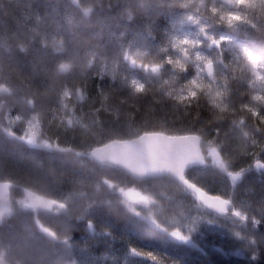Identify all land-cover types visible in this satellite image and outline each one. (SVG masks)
<instances>
[{"label":"snow or ice","instance_id":"1","mask_svg":"<svg viewBox=\"0 0 264 264\" xmlns=\"http://www.w3.org/2000/svg\"><path fill=\"white\" fill-rule=\"evenodd\" d=\"M116 6L125 22L143 18L146 35L124 42L121 32L112 49L83 41L93 17L113 8L111 0H66L62 13L31 12L5 32L0 134L25 146L37 168L43 153L49 160L117 165L138 177L170 176L204 213L192 216L187 233L162 229L171 239L188 243L199 220L226 222L233 240L256 260L264 250V188L238 195L250 175L264 177V0H116ZM193 164L201 166L198 177L226 179V189L190 175ZM62 177L55 195L23 186L16 203L32 215L21 231L0 235V264H78L68 225L71 204L86 195L78 190L84 180L76 175L66 187ZM14 184L0 178V226L15 215ZM134 191L121 189L129 211L139 215L132 205H147L151 197ZM91 207L75 221L94 234ZM128 251L160 260L151 250Z\"/></svg>","mask_w":264,"mask_h":264},{"label":"trees","instance_id":"2","mask_svg":"<svg viewBox=\"0 0 264 264\" xmlns=\"http://www.w3.org/2000/svg\"><path fill=\"white\" fill-rule=\"evenodd\" d=\"M85 2L90 3L91 0ZM108 2L101 0L105 5ZM111 2V10L105 8L97 18L93 17L92 26L81 37L83 41L107 45L112 49L121 32L125 33L124 42L133 39L137 33L146 35V21L143 18L125 22L116 15V0ZM65 3L66 0H0V38L5 32L16 30L18 24L31 12L42 15L56 10L62 13ZM155 31L158 33L159 29ZM49 135L55 139L54 131H50ZM41 158L43 168H37L35 161L29 159L25 146L11 142L0 134V178L10 177L15 181L9 193L15 215L0 226V235L10 228L13 232H19L21 222L25 219L30 221L31 211H21L16 203L17 199L24 196L26 189L23 186L55 195L61 174L66 187L70 186L68 182L74 176L79 175L84 182L78 190L86 195L71 204L72 223L68 225L69 233L77 245L74 258L78 264H173L174 261L176 264H264V250L256 260H252L233 240L226 222L223 226L199 220L196 231L191 233L190 243L171 239L162 229L180 227L187 233L188 225L193 223L192 216L204 213L191 206L189 200L181 195L178 182L170 176L133 178L116 166H100L87 158H82L81 163L71 156L49 160L43 153L37 154L36 159ZM191 169L190 175L211 183L214 190L226 189V179L198 177L201 167ZM252 188L261 191L264 188V177L259 174L250 175L239 186L238 199L245 195V189ZM121 189H134L135 192L147 194L151 202L147 205L133 204L139 213L135 215L129 211ZM89 203L92 207L87 216L94 221V234H89L82 222L77 227L75 221V217ZM182 212L185 215H181ZM150 214L156 223L148 218ZM41 216L43 218V213ZM209 218L214 219L210 214ZM105 231L110 234L104 235ZM32 243L39 246L41 242L33 240ZM129 246L154 251L160 260L152 261L132 255L128 251ZM102 252L107 253V259H101ZM44 264H48V261Z\"/></svg>","mask_w":264,"mask_h":264},{"label":"water","instance_id":"3","mask_svg":"<svg viewBox=\"0 0 264 264\" xmlns=\"http://www.w3.org/2000/svg\"><path fill=\"white\" fill-rule=\"evenodd\" d=\"M121 158H124L123 156H121ZM114 166H116V167H118L119 168V166H117V165H114ZM201 167L200 165H198V164H193L192 166H191V168L192 167ZM129 175H131V176H133V178L135 177V178H143V177H138V176H134V175H132V174H129ZM165 176V175H164ZM145 177H151V175L150 176H145ZM175 180V179H174ZM188 243H190V241L188 242Z\"/></svg>","mask_w":264,"mask_h":264},{"label":"rangeland","instance_id":"4","mask_svg":"<svg viewBox=\"0 0 264 264\" xmlns=\"http://www.w3.org/2000/svg\"><path fill=\"white\" fill-rule=\"evenodd\" d=\"M136 193H137V192L134 191L132 194L135 195ZM123 197H124V195H123ZM124 199H125V197H124ZM137 203H142V202H137ZM132 207H133V206H132Z\"/></svg>","mask_w":264,"mask_h":264}]
</instances>
